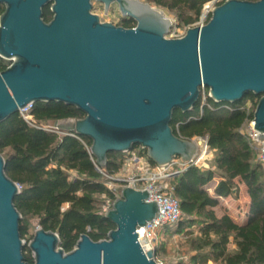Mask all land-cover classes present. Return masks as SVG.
I'll return each mask as SVG.
<instances>
[{
	"label": "water",
	"instance_id": "1",
	"mask_svg": "<svg viewBox=\"0 0 264 264\" xmlns=\"http://www.w3.org/2000/svg\"><path fill=\"white\" fill-rule=\"evenodd\" d=\"M95 1L103 14L116 7L136 25L102 22L92 0H0V58L11 61L0 71V123L31 103H63L84 117L53 125L89 139L98 167L107 165L108 153L134 146L164 166L196 156V141L176 136L170 123L207 89L216 103L259 96L252 128L264 141V0H225L179 38L167 37L173 21L147 2ZM5 168L0 154V264H30L14 205L19 186ZM148 198L147 190L122 187L104 214L115 228L100 241L82 234L70 252L58 247L57 233L38 227L28 243L33 264H159L136 231L158 216Z\"/></svg>",
	"mask_w": 264,
	"mask_h": 264
},
{
	"label": "trees",
	"instance_id": "2",
	"mask_svg": "<svg viewBox=\"0 0 264 264\" xmlns=\"http://www.w3.org/2000/svg\"><path fill=\"white\" fill-rule=\"evenodd\" d=\"M146 1L173 13L178 23L189 28L210 0ZM224 1L219 0L217 5ZM3 10L0 6V13ZM42 13L43 19L49 22L52 18L50 6H45ZM120 19L117 25L126 28L136 25L131 18ZM0 68H6L1 58ZM259 98L248 93L240 102L216 103L208 96V90L203 89L190 111L177 110L172 115L170 125L176 136L189 140L205 138L209 149L216 151L214 169L192 165L170 179L183 217L176 226L165 227L164 231L170 236L173 233L192 236L196 231V237L191 240L197 253L191 258L192 264L209 261L214 264H264L263 166L255 161L243 130L253 120ZM31 117L33 125L19 113L0 123V154L6 161L5 173L20 187L14 205L21 214V238L26 239L29 219H36L39 227L58 234V247L64 252L72 251L82 234L93 241L106 239L115 226L98 209L96 196L105 195L111 201L116 197L104 185V176L87 150L91 141L74 132L57 133L42 128L49 121L80 119L84 114L63 103L37 102ZM142 152L146 154V150ZM123 156L124 153H108L103 169L110 174L117 172ZM71 171L76 174L72 176ZM214 178H218L215 185L212 184ZM241 184L248 202L243 219L237 221L220 199L237 198ZM29 252L23 251L24 259L33 264Z\"/></svg>",
	"mask_w": 264,
	"mask_h": 264
},
{
	"label": "built area",
	"instance_id": "3",
	"mask_svg": "<svg viewBox=\"0 0 264 264\" xmlns=\"http://www.w3.org/2000/svg\"><path fill=\"white\" fill-rule=\"evenodd\" d=\"M218 2L219 0H210L205 3L201 15L191 27L204 25L210 18L212 9ZM1 59L6 64V67L10 65V60L4 58ZM1 70L2 69L0 68V71ZM33 106L34 103L28 104L18 112L30 125H33L31 117ZM252 125L253 121L250 122V128L245 131V138L250 148L256 151L258 162L264 167V141L260 139V134L252 128ZM42 128L57 133L63 131L55 127L53 124H43ZM208 148L207 142L205 141L204 151L200 154H196L191 160L186 161L177 157L172 163L164 166L151 164L144 154L139 155L134 149H132L131 151L124 153L120 169L112 174L107 173L103 168L100 169V167L96 165V168L109 180V182L118 185L113 191L116 198L120 196L122 187L128 186L135 190H147L149 194L148 201H156L158 204V216L152 221L147 222L144 227H137L136 231L138 233V241L143 251L146 252L153 250L154 259L159 264L161 263L157 260V250L160 248L159 240L162 230L165 227L172 228L176 226L183 217L179 201L175 197L170 185V179L182 173L189 166H198L202 155ZM87 150L90 153V148H87ZM75 174L74 171H71L72 176ZM112 203L113 200L107 203L105 211L111 208Z\"/></svg>",
	"mask_w": 264,
	"mask_h": 264
},
{
	"label": "rangeland",
	"instance_id": "4",
	"mask_svg": "<svg viewBox=\"0 0 264 264\" xmlns=\"http://www.w3.org/2000/svg\"><path fill=\"white\" fill-rule=\"evenodd\" d=\"M141 2H147L146 0H139ZM148 3V2H147ZM153 6V5H151ZM157 8L158 10H161L165 16L173 21V26L170 30V32L167 34L168 38H178L182 37L187 28L181 23H178L175 15L173 13L167 12L165 10H162L161 8H158L156 6H153ZM103 5L96 2L95 0H92V13L98 15L100 17V20L102 22H112L115 25L121 22V17L116 9V7L110 8L108 13L103 14ZM54 121H49L46 123V125H52ZM250 128V123H247L244 126V131H247ZM194 141H196L198 150L197 154H200L204 151L205 148V138H194ZM139 155H143L144 153L142 152V148L140 146H136L133 148ZM207 156L206 160L204 162L199 163V167L203 169H214V157L216 153L212 149H207ZM254 156H255V161L257 162V153L254 151ZM146 158L147 155L144 154ZM262 172L264 173V167L262 168ZM103 182L106 188L113 192L118 185L113 184L109 182V180L106 177H103ZM240 191L237 196V198L234 197H229L227 199V203H225L224 199H220L221 204L223 206H227L230 212L233 214L235 219L237 221H241L243 219V212L246 211L247 207L245 204V199H244V193H245V188L241 184L239 187ZM111 202V200L105 196V195H98L96 196V205L98 209L101 212H104L107 203ZM105 213V212H104ZM39 227L38 221L36 219H29L28 221V234L26 236V239H23L24 241V253H30L29 248H28V243L32 239V236L34 234V231ZM196 237V231H194V234L192 236L186 235L184 233H173L169 234V232L162 230L161 236L159 243L162 246V249L160 252L157 253V260L161 264H192L191 258L192 256L196 255L195 249L191 246V240ZM32 254V253H31ZM207 264H214L213 262H208Z\"/></svg>",
	"mask_w": 264,
	"mask_h": 264
},
{
	"label": "crops",
	"instance_id": "5",
	"mask_svg": "<svg viewBox=\"0 0 264 264\" xmlns=\"http://www.w3.org/2000/svg\"><path fill=\"white\" fill-rule=\"evenodd\" d=\"M215 153H216V151H214ZM218 182V178H214V180H213V185H215L216 183ZM210 192H211V189L209 190ZM227 199L228 198H225L224 199V201H225V203H227L226 201H227ZM244 199H245V204H247V202H248V197H247V195H246V192L244 193ZM228 208V207H227ZM229 209V208H228ZM231 210H229V212H230ZM230 214H231V216L235 219V217L233 216V214L230 212Z\"/></svg>",
	"mask_w": 264,
	"mask_h": 264
},
{
	"label": "bare ground",
	"instance_id": "6",
	"mask_svg": "<svg viewBox=\"0 0 264 264\" xmlns=\"http://www.w3.org/2000/svg\"><path fill=\"white\" fill-rule=\"evenodd\" d=\"M208 152H204V154L202 155L200 162H204L206 160V156H207Z\"/></svg>",
	"mask_w": 264,
	"mask_h": 264
}]
</instances>
